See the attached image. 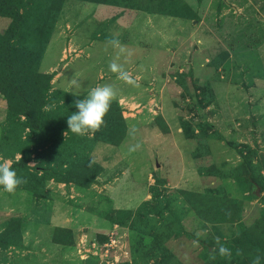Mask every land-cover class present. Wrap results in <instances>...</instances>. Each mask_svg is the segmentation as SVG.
<instances>
[{
  "label": "rangeland",
  "instance_id": "1",
  "mask_svg": "<svg viewBox=\"0 0 264 264\" xmlns=\"http://www.w3.org/2000/svg\"><path fill=\"white\" fill-rule=\"evenodd\" d=\"M0 157V264H264V0H0Z\"/></svg>",
  "mask_w": 264,
  "mask_h": 264
},
{
  "label": "clouds",
  "instance_id": "2",
  "mask_svg": "<svg viewBox=\"0 0 264 264\" xmlns=\"http://www.w3.org/2000/svg\"><path fill=\"white\" fill-rule=\"evenodd\" d=\"M107 45L112 46L114 49H119L121 53L125 51L123 45H121L118 39L110 38L106 41ZM120 57H115L109 63V69L113 73L117 74V79L133 86L136 85V80L132 76L131 72L125 69L124 65L119 62ZM71 86L76 91L72 92L73 95L79 96V90L82 88L81 82L73 78L70 81ZM118 92L112 85H102L91 88L87 95L83 99L75 100L76 112L72 113L67 118V125L70 131L77 136L84 137L95 135L102 128L107 127L105 116L108 114L111 104L117 100ZM136 129L133 127L129 131V135L134 138ZM141 145L139 143L131 146L129 152L137 151ZM0 186L3 187L4 191L14 194L17 188L23 184H27V179L24 177H18L16 171L12 170L11 163L3 160L0 157ZM89 162V166H91ZM195 243H198L195 242ZM218 248V254L222 258L231 260L233 253L232 250L220 244L219 239L216 240ZM216 249L212 250V254L209 259L212 261L216 260ZM236 255H243L240 249L236 250ZM262 257L257 254L251 259V264H261Z\"/></svg>",
  "mask_w": 264,
  "mask_h": 264
}]
</instances>
